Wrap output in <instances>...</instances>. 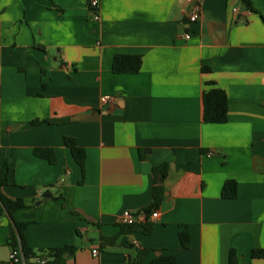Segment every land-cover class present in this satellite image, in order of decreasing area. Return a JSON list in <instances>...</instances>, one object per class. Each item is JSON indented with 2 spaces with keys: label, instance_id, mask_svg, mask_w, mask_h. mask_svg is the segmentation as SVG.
Segmentation results:
<instances>
[{
  "label": "crops",
  "instance_id": "1",
  "mask_svg": "<svg viewBox=\"0 0 264 264\" xmlns=\"http://www.w3.org/2000/svg\"><path fill=\"white\" fill-rule=\"evenodd\" d=\"M97 1L93 20L85 0H0V167L14 171L2 193L26 205L13 214L26 244L72 245L66 264H125L139 249L145 264H225L231 249L240 264H264L250 256L264 249V0L251 10L239 0ZM122 54L141 57L138 73L112 72ZM210 87L227 96L222 124L202 123ZM66 137L85 152L83 174ZM161 165L152 232L102 245L125 210L148 217ZM227 180L234 199L221 197ZM8 223L0 216V264H10Z\"/></svg>",
  "mask_w": 264,
  "mask_h": 264
},
{
  "label": "trees",
  "instance_id": "2",
  "mask_svg": "<svg viewBox=\"0 0 264 264\" xmlns=\"http://www.w3.org/2000/svg\"><path fill=\"white\" fill-rule=\"evenodd\" d=\"M240 3L246 8L251 10V5L249 0H239ZM89 11L93 14L94 10L89 7L88 1L85 0ZM92 18V15H91ZM141 57L137 54L134 55H115L111 62V70L116 74H132L138 73L141 66ZM207 70V69H204ZM201 109H202V123H215L222 124L227 121V96L226 94L216 87H210L209 89L202 92L201 96ZM40 121L32 120V125L39 124ZM63 144L67 147L74 158V163L79 167L82 174L84 171V159L85 152L82 148L78 147L74 142V138L66 137L63 138ZM147 150L139 151L140 158H144ZM34 155L40 159H44L49 164L55 162V155L51 148H38L34 150ZM154 181L151 191L152 200L146 208L147 216L152 212L157 210L160 203L164 200V188L162 182L166 177L165 165L153 168ZM14 171L6 163L0 167V204L4 207L6 211L11 216L12 222L18 230L22 251L25 256L26 264H66L64 257L65 253H73L75 247L72 245H67L62 248H46L40 250H33L28 246L24 240V229L25 223H17L13 220L14 212L26 208L24 202L17 199L6 198L2 193V189L6 186H14ZM236 196V187L234 180H227L223 183L221 188V197L224 199H234ZM0 216H5L2 207L0 206ZM9 235L6 239V244L10 247L11 253L15 255L16 262L10 260V264H21L19 247L16 241V235L12 228L11 223H8ZM119 232L115 236L111 237H101L100 243L103 244H114L118 238L129 232V231H139L143 234H150L153 229V223L149 221H144L140 224H131L119 226ZM180 245L182 247H187L189 242V237L187 231L181 230L179 232ZM149 252L148 249H139L135 252L133 257H130L125 264H145L143 261ZM250 256L252 259L264 258V249H253L250 251ZM175 260L170 255H159L151 259L147 264H174ZM225 264H240L238 262L235 252L231 249L228 254V262Z\"/></svg>",
  "mask_w": 264,
  "mask_h": 264
},
{
  "label": "built area",
  "instance_id": "3",
  "mask_svg": "<svg viewBox=\"0 0 264 264\" xmlns=\"http://www.w3.org/2000/svg\"><path fill=\"white\" fill-rule=\"evenodd\" d=\"M87 1H88V4H89V7L94 10V12L92 14V19L93 20H98L100 18L99 12H98V1L97 0H87ZM191 1L192 0H188V2H191ZM188 18H189V22H194V21H196L198 19L197 8H194V10L188 15ZM184 38L188 39L189 38V34H185ZM211 154L212 153L209 152V153H207V156H210ZM157 217H158L157 211H154V212L152 211L148 215V217H145L143 215H135L130 210H125L122 213L120 223L124 224V225H131V224L133 225V224H138V223H141V222H144V221H149V222L155 221ZM92 255L96 256V251L95 250L92 251ZM10 260L11 261L13 260V262H16L15 255L13 253H11V255H10L9 261Z\"/></svg>",
  "mask_w": 264,
  "mask_h": 264
},
{
  "label": "water",
  "instance_id": "4",
  "mask_svg": "<svg viewBox=\"0 0 264 264\" xmlns=\"http://www.w3.org/2000/svg\"><path fill=\"white\" fill-rule=\"evenodd\" d=\"M48 196H49V192L44 193V194H43V198H42L40 201L36 202L35 205H39L41 202L45 201L46 198H47ZM0 206L2 207L3 212H4V214H5L6 218H7V220L11 223L12 228H13V230H14V233H15V235H16V241H17V244H18V247H19L20 256H21V258H20L21 264H26V263H25V259H24L25 256H24L23 251H22V246H21V241H20V236H19L18 230H17V228L15 227V225L13 224L12 219H11V216H10V214L8 213V211H6V210L4 209V207H3L1 204H0ZM67 256H68V253H65V254H64V257H67Z\"/></svg>",
  "mask_w": 264,
  "mask_h": 264
}]
</instances>
